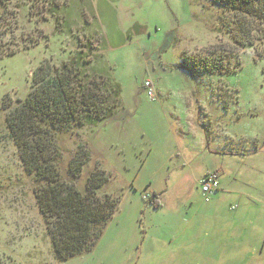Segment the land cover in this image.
Wrapping results in <instances>:
<instances>
[{
    "label": "rangeland",
    "instance_id": "374dc122",
    "mask_svg": "<svg viewBox=\"0 0 264 264\" xmlns=\"http://www.w3.org/2000/svg\"><path fill=\"white\" fill-rule=\"evenodd\" d=\"M209 3L14 0L23 49L0 60V264H264V40L238 47ZM90 44L97 70L121 83L123 108L61 136L60 169L72 180L69 161L85 144L94 156L76 184L101 165L111 175L99 193L120 203L92 251L58 261L7 114L42 61ZM216 55L233 71L177 68ZM225 148L247 154L230 159ZM213 171L220 190L206 202L200 183Z\"/></svg>",
    "mask_w": 264,
    "mask_h": 264
},
{
    "label": "trees",
    "instance_id": "16d2710c",
    "mask_svg": "<svg viewBox=\"0 0 264 264\" xmlns=\"http://www.w3.org/2000/svg\"><path fill=\"white\" fill-rule=\"evenodd\" d=\"M208 1L211 7L223 9L219 19L238 47L264 40V0ZM19 7L14 0H0V60L23 49L12 39L18 26ZM60 23L57 19L56 26ZM35 44L34 40L32 45ZM88 48L89 51L80 48L60 64L55 65L50 59L42 61L32 72L27 97L7 114L10 136L23 167L36 181L38 208L58 261L92 251L120 203L112 193H99L111 175L101 165L89 172L83 189L76 184L94 156L85 144L78 145L69 161L72 180L64 179L60 169L61 136L96 128L115 118L123 108L121 83L111 73L97 70L102 55L93 52L95 47L91 44ZM199 61L184 60L177 68L193 75L201 71H233L224 55ZM219 190L220 180L214 193ZM152 203L159 205L158 201Z\"/></svg>",
    "mask_w": 264,
    "mask_h": 264
},
{
    "label": "built area",
    "instance_id": "2783aa9c",
    "mask_svg": "<svg viewBox=\"0 0 264 264\" xmlns=\"http://www.w3.org/2000/svg\"><path fill=\"white\" fill-rule=\"evenodd\" d=\"M145 86L148 88V94L154 97V90L150 82H146ZM219 188V175L217 172L207 173L201 180L200 189L203 198L206 202H210L212 194Z\"/></svg>",
    "mask_w": 264,
    "mask_h": 264
},
{
    "label": "crops",
    "instance_id": "0c3cea01",
    "mask_svg": "<svg viewBox=\"0 0 264 264\" xmlns=\"http://www.w3.org/2000/svg\"><path fill=\"white\" fill-rule=\"evenodd\" d=\"M60 13H61V11H60ZM117 23H119V22H117ZM85 31H86V28H85ZM87 31L90 33H94V32H91L89 29ZM231 139H233V137ZM222 152H223L224 156L230 157V159H242L241 157H243L245 154H247L245 151H241L239 149H234V148H225L224 151H222ZM260 152H262V151H260ZM232 208H234V207H232Z\"/></svg>",
    "mask_w": 264,
    "mask_h": 264
}]
</instances>
